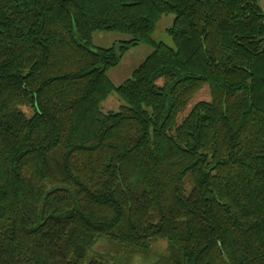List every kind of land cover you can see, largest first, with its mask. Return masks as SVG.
I'll use <instances>...</instances> for the list:
<instances>
[{
  "label": "trees",
  "instance_id": "16d2710c",
  "mask_svg": "<svg viewBox=\"0 0 264 264\" xmlns=\"http://www.w3.org/2000/svg\"><path fill=\"white\" fill-rule=\"evenodd\" d=\"M169 13L175 47L153 37ZM96 31L130 38L95 47ZM141 43L152 53L117 86L108 70ZM135 256L264 264V9L0 0V264Z\"/></svg>",
  "mask_w": 264,
  "mask_h": 264
},
{
  "label": "rangeland",
  "instance_id": "374dc122",
  "mask_svg": "<svg viewBox=\"0 0 264 264\" xmlns=\"http://www.w3.org/2000/svg\"><path fill=\"white\" fill-rule=\"evenodd\" d=\"M259 4L264 8V0H258ZM175 13H169L164 15L157 23L153 37L157 41H163L169 46L175 47V43L168 33V28L171 27L175 20ZM130 36L120 32L113 31H96L93 34V44L95 47H111L115 43L129 39ZM153 48L146 43H141L132 46L123 56L121 62L108 70V76L118 86L122 84L126 79L130 78L133 71L152 53ZM211 93L208 85H205L193 98L187 113L197 103L203 100H210ZM124 101L120 98L117 92H113L104 102L103 108L105 111H117ZM26 112H30V109L24 108ZM166 239H157L152 246V251L155 254H162L167 249ZM96 251L106 250V243L104 241L99 242L95 248ZM155 257V255L151 256ZM154 260L149 257L135 256L131 264H153ZM106 264H117L115 260H110Z\"/></svg>",
  "mask_w": 264,
  "mask_h": 264
},
{
  "label": "crops",
  "instance_id": "0c3cea01",
  "mask_svg": "<svg viewBox=\"0 0 264 264\" xmlns=\"http://www.w3.org/2000/svg\"><path fill=\"white\" fill-rule=\"evenodd\" d=\"M261 5V4H260ZM261 7H262V5H261ZM263 8V7H262ZM264 9V8H263Z\"/></svg>",
  "mask_w": 264,
  "mask_h": 264
}]
</instances>
